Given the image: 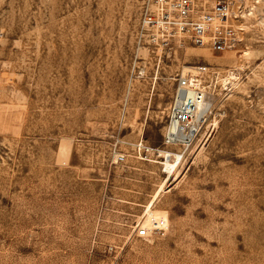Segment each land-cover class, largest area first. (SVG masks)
Returning a JSON list of instances; mask_svg holds the SVG:
<instances>
[{
    "label": "rangeland",
    "instance_id": "374dc122",
    "mask_svg": "<svg viewBox=\"0 0 264 264\" xmlns=\"http://www.w3.org/2000/svg\"><path fill=\"white\" fill-rule=\"evenodd\" d=\"M236 1L213 52L140 39L139 0H0V264H264V0ZM201 64L214 130L168 173Z\"/></svg>",
    "mask_w": 264,
    "mask_h": 264
},
{
    "label": "built area",
    "instance_id": "2783aa9c",
    "mask_svg": "<svg viewBox=\"0 0 264 264\" xmlns=\"http://www.w3.org/2000/svg\"><path fill=\"white\" fill-rule=\"evenodd\" d=\"M238 7L236 0H139L140 39L165 46L172 41L189 42L213 52L233 50L243 31ZM214 73V67L201 64L177 81L175 98L168 107L164 143L176 146L180 159L187 149L204 145L214 130V124L207 122L209 108L196 113L198 103L208 98L205 82ZM124 159V155L117 156L118 162ZM146 232L140 229L138 235Z\"/></svg>",
    "mask_w": 264,
    "mask_h": 264
},
{
    "label": "bare ground",
    "instance_id": "6f19581e",
    "mask_svg": "<svg viewBox=\"0 0 264 264\" xmlns=\"http://www.w3.org/2000/svg\"><path fill=\"white\" fill-rule=\"evenodd\" d=\"M186 69V67L184 68ZM189 69V68H187ZM185 72V71H184ZM209 103L208 101L200 102L197 106V114H200L206 108H208ZM160 155L163 157V160L160 161L162 165L166 167L168 173H175L177 171V166L180 163V153H173V158L170 159V155H172L169 151L160 150ZM147 219H146V226L157 224L158 226H165L168 224V219L166 215H158L150 211V205L147 206L146 210Z\"/></svg>",
    "mask_w": 264,
    "mask_h": 264
}]
</instances>
